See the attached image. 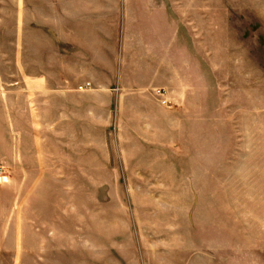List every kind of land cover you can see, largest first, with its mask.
Masks as SVG:
<instances>
[{
    "label": "crops",
    "instance_id": "obj_1",
    "mask_svg": "<svg viewBox=\"0 0 264 264\" xmlns=\"http://www.w3.org/2000/svg\"><path fill=\"white\" fill-rule=\"evenodd\" d=\"M119 3L115 20L113 0L17 1L8 53L0 16V264L4 250L67 264V186L130 183L119 170L161 168L209 120L194 112L208 49L205 65L178 27L188 6Z\"/></svg>",
    "mask_w": 264,
    "mask_h": 264
},
{
    "label": "rangeland",
    "instance_id": "obj_2",
    "mask_svg": "<svg viewBox=\"0 0 264 264\" xmlns=\"http://www.w3.org/2000/svg\"><path fill=\"white\" fill-rule=\"evenodd\" d=\"M17 1L22 13L24 0H0L7 53ZM179 2L188 6L178 8L179 32L198 42L205 65L208 49L194 112L209 120L161 168L119 170L130 183L67 186V210H78L66 216L67 264H264V0ZM3 256L11 264L15 252Z\"/></svg>",
    "mask_w": 264,
    "mask_h": 264
},
{
    "label": "bare ground",
    "instance_id": "obj_3",
    "mask_svg": "<svg viewBox=\"0 0 264 264\" xmlns=\"http://www.w3.org/2000/svg\"><path fill=\"white\" fill-rule=\"evenodd\" d=\"M2 177H3V176H2ZM2 179L6 180V181L8 180V178H7V177H4V178H2Z\"/></svg>",
    "mask_w": 264,
    "mask_h": 264
},
{
    "label": "built area",
    "instance_id": "obj_4",
    "mask_svg": "<svg viewBox=\"0 0 264 264\" xmlns=\"http://www.w3.org/2000/svg\"><path fill=\"white\" fill-rule=\"evenodd\" d=\"M3 170V168L2 167H0V171H2ZM4 177V176H3ZM0 178H2V177H0Z\"/></svg>",
    "mask_w": 264,
    "mask_h": 264
}]
</instances>
